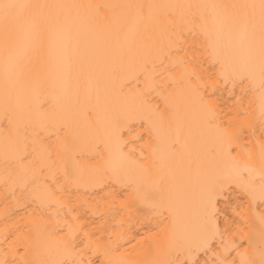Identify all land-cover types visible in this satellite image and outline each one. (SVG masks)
I'll list each match as a JSON object with an SVG mask.
<instances>
[{
	"label": "bare ground",
	"instance_id": "bare-ground-1",
	"mask_svg": "<svg viewBox=\"0 0 264 264\" xmlns=\"http://www.w3.org/2000/svg\"><path fill=\"white\" fill-rule=\"evenodd\" d=\"M264 264V0H0V264Z\"/></svg>",
	"mask_w": 264,
	"mask_h": 264
},
{
	"label": "rangeland",
	"instance_id": "rangeland-1",
	"mask_svg": "<svg viewBox=\"0 0 264 264\" xmlns=\"http://www.w3.org/2000/svg\"><path fill=\"white\" fill-rule=\"evenodd\" d=\"M95 264H99V261H96Z\"/></svg>",
	"mask_w": 264,
	"mask_h": 264
}]
</instances>
